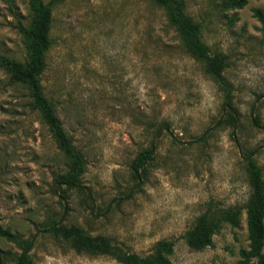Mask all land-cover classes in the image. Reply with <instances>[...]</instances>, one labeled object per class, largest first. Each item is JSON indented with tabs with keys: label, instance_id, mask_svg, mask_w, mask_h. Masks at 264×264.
Here are the masks:
<instances>
[{
	"label": "rangeland",
	"instance_id": "obj_1",
	"mask_svg": "<svg viewBox=\"0 0 264 264\" xmlns=\"http://www.w3.org/2000/svg\"><path fill=\"white\" fill-rule=\"evenodd\" d=\"M29 1L0 0V54L22 62L29 51L17 26L31 19ZM247 1L231 9L224 0H184L204 42L229 61L231 105L154 0L54 6L42 83L85 156L83 190L57 182L69 159L28 87L0 66V224L33 238V264H123L56 237L46 227L53 219L142 256L173 241L174 264H239L249 244L245 211L240 226L223 224L212 246L194 249L186 235L203 213L247 203L248 154L264 173V30L254 14L264 0ZM229 111L235 126L220 124ZM162 121L169 130L154 143ZM153 146L155 161L135 177L134 159ZM0 248L5 264H17L22 249L1 236Z\"/></svg>",
	"mask_w": 264,
	"mask_h": 264
},
{
	"label": "trees",
	"instance_id": "obj_2",
	"mask_svg": "<svg viewBox=\"0 0 264 264\" xmlns=\"http://www.w3.org/2000/svg\"><path fill=\"white\" fill-rule=\"evenodd\" d=\"M62 0H30L29 7L31 19L28 24L18 22V29L27 43L29 58L22 62L0 54V66L11 74L15 82L28 87L32 98V107L38 110L44 122L48 125L59 147L69 159L68 170L57 177L60 182L68 188L76 187L83 190L82 176L86 172V159L84 154L78 150L72 138L63 126V122L57 114V108L53 101L46 95L42 83V75L47 66V52L53 46L52 27L54 21V6ZM226 6L231 9L243 8L247 0H224ZM161 8L167 11L170 24L176 27L188 52L195 58L205 62L209 73L218 81L226 92L227 102L232 104V83L224 74L228 66L227 57L221 52H215L204 42L201 32V25L194 20L186 11L184 0H154ZM254 14L260 20L264 30V11L257 8ZM238 117L234 111L220 120L222 123L237 125ZM167 121L158 124L157 131ZM157 133V132H156ZM204 134L201 139H204ZM152 148H146L140 152L132 163L135 177L146 175L150 165L156 157ZM251 195L245 205H233L220 210H210L200 215L192 228L187 231V242L194 249H204L214 245V235L220 231L224 223L233 227L240 226L241 217L246 212L248 228V247L240 251L239 264H264V173L262 167L253 157V153L246 156ZM66 195V190L63 189ZM86 197L90 200L88 191ZM47 229L56 237L70 241L78 251H85L91 254H112L123 264H174L169 258L173 253L174 242L162 241L158 251L154 255L142 256L137 253H130L115 245L104 236H92L78 226H67L57 220H50L46 224ZM0 236L16 244L22 253L17 264H33L31 249L33 238H24L14 233L9 228L0 224ZM7 252L0 248V264H5Z\"/></svg>",
	"mask_w": 264,
	"mask_h": 264
},
{
	"label": "water",
	"instance_id": "obj_3",
	"mask_svg": "<svg viewBox=\"0 0 264 264\" xmlns=\"http://www.w3.org/2000/svg\"><path fill=\"white\" fill-rule=\"evenodd\" d=\"M163 130H165V131L169 130V125L165 124L157 131L156 136L154 138V143L157 141V139L159 138V136ZM183 143L186 144L187 142H183ZM152 151L153 152L155 151V146H153ZM87 191L90 194V196L92 197L91 191L89 189Z\"/></svg>",
	"mask_w": 264,
	"mask_h": 264
}]
</instances>
